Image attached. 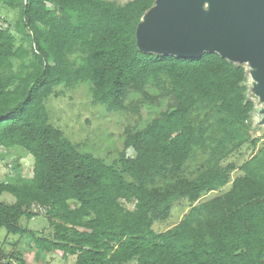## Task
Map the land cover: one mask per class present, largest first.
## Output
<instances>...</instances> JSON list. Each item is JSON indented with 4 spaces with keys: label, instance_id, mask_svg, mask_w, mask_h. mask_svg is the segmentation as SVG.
<instances>
[{
    "label": "trees",
    "instance_id": "obj_1",
    "mask_svg": "<svg viewBox=\"0 0 264 264\" xmlns=\"http://www.w3.org/2000/svg\"><path fill=\"white\" fill-rule=\"evenodd\" d=\"M153 3L0 0L21 36L0 27V146L33 158L28 181L0 182L14 197L0 200L5 238L31 237L20 257L0 248V264H26L33 248L42 264L51 252L70 264H264V131L248 133L246 70L215 52L140 51L135 28ZM80 84L120 115L113 160L50 121L49 97ZM36 206L45 235L21 224ZM174 206L187 210L160 230Z\"/></svg>",
    "mask_w": 264,
    "mask_h": 264
},
{
    "label": "rangeland",
    "instance_id": "obj_2",
    "mask_svg": "<svg viewBox=\"0 0 264 264\" xmlns=\"http://www.w3.org/2000/svg\"><path fill=\"white\" fill-rule=\"evenodd\" d=\"M111 1L122 4L128 0ZM17 15V9L0 4V27L7 29L15 37V45L21 42V36L15 28ZM240 64L246 70V96L253 102V110L247 121L248 133L260 136L264 131V98L257 92L259 81L253 75L256 68L249 62ZM57 92L52 94L46 103L50 121L61 128L80 149L105 157L109 161L113 160L116 149L120 147L122 134L123 122H119V113L107 112L102 105L92 103L87 88L83 84L72 88L61 87L57 89ZM126 154L132 157L134 152L131 148H127ZM206 159V153H199L187 168V174L196 170L200 163H205ZM32 168L33 158L26 150L21 147L0 146V182H26L32 176ZM0 200L12 202L14 197L4 193L0 195ZM122 203L127 208L133 207L132 203L126 201ZM34 210L38 214L31 219L22 218L21 224L38 234L45 235L48 228L47 220L43 215L44 211L38 206ZM186 210L187 207L174 206L169 221L160 225L159 229L162 230L176 223ZM5 236L4 229H0V248L5 249V253L14 251L17 257L25 253L30 242V235H9L8 239ZM14 242H16L15 246H13ZM34 254V248L28 250L26 264H42V261ZM13 262L17 263L15 260ZM44 264H70V262L61 258L60 253L51 252Z\"/></svg>",
    "mask_w": 264,
    "mask_h": 264
},
{
    "label": "water",
    "instance_id": "obj_3",
    "mask_svg": "<svg viewBox=\"0 0 264 264\" xmlns=\"http://www.w3.org/2000/svg\"><path fill=\"white\" fill-rule=\"evenodd\" d=\"M142 52L192 58L215 52L256 69L264 98V0H154L135 28Z\"/></svg>",
    "mask_w": 264,
    "mask_h": 264
}]
</instances>
